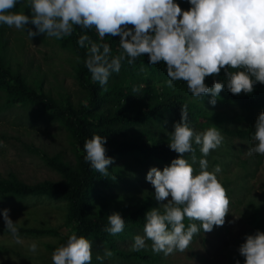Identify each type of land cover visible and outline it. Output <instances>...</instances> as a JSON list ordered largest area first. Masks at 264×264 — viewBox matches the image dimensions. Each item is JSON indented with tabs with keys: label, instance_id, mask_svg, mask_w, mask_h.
Instances as JSON below:
<instances>
[{
	"label": "clouds",
	"instance_id": "9594fccd",
	"mask_svg": "<svg viewBox=\"0 0 264 264\" xmlns=\"http://www.w3.org/2000/svg\"><path fill=\"white\" fill-rule=\"evenodd\" d=\"M23 2L0 0V25L26 32L30 40L40 35L60 40L79 28L82 34L77 45L87 48L84 65L92 81L105 91L112 74L121 71L122 62L134 64L145 55L152 66L164 64L170 89L183 81L193 98L210 96L212 106L224 90L234 96L251 95L257 84H264V0H30L28 14L12 11ZM181 2L189 7L183 8ZM93 30L99 41L87 34ZM115 37H119L121 54L112 56L111 45L103 41ZM209 77L213 78L211 86L206 84ZM180 116L168 133V147L177 158L162 170L150 168L146 175L155 189L158 207L145 213L143 235L135 236L131 246L134 252L146 249L151 241L155 254L183 253L201 229L212 232L225 224L229 214L231 201L221 182L222 167L216 165L210 171L206 159L224 143L222 129L212 125L198 132L189 120L188 104L181 105ZM252 141L246 155H264V111L256 118ZM107 142V136L93 135L83 145L85 161L104 176L114 163L106 155ZM193 145L200 146L204 157L199 160V170L193 167ZM186 154H191L192 162ZM10 212L0 210L5 231L16 244L23 245L19 221L13 222ZM185 220L190 223L186 225ZM107 221L104 231L113 236L126 227L119 212L108 215ZM243 240L237 251L244 264H264V231L246 234ZM92 244L73 232L66 243L54 249L51 264H92ZM28 251L35 254L38 242L29 243ZM112 255L105 248L103 256L96 259Z\"/></svg>",
	"mask_w": 264,
	"mask_h": 264
},
{
	"label": "rangeland",
	"instance_id": "374dc122",
	"mask_svg": "<svg viewBox=\"0 0 264 264\" xmlns=\"http://www.w3.org/2000/svg\"><path fill=\"white\" fill-rule=\"evenodd\" d=\"M29 5L30 0H24L22 5H17V11L28 14ZM0 59L14 72L22 74L28 86L42 90L60 103H70L80 108L88 101L86 92L76 79L77 59L57 39H46L40 35L30 40L26 32L0 25ZM157 85L163 86L160 82ZM210 99L192 101L206 114L204 126L215 125L221 128L225 137L222 146L206 157L210 171L216 165H220L223 170L220 174L221 182L228 190L231 201L225 224L214 227L210 233L201 231L194 236L185 252H176L167 257L163 253H153L151 241H148V247L141 251L152 255L155 259L153 263L141 260L117 261L112 257L97 260L96 257L103 256L104 249L108 247L93 239L92 264H235L236 259L244 264V258L237 251L244 242V236L257 230L264 231L257 225L264 221V155H246L253 142L233 140L226 136L224 127L245 129L246 125L237 123L234 111L219 98L215 106L208 103ZM193 113L196 115V110ZM172 119L171 115L166 114L164 125L152 127L149 135L139 140L150 138L168 141V133L174 130L173 125L176 123ZM189 120L198 132L204 131L196 118ZM136 139L132 135L126 137L127 141ZM0 140L4 142V146L0 147L2 178L13 175L26 185L62 180L58 172L28 147H35L50 157L60 156L63 162L72 166L76 164L73 142L66 129L54 118L44 112L41 114L35 108L8 106L5 95L1 92ZM121 140L122 138H117V141ZM199 160L195 159L193 163L197 170ZM115 165L123 172L117 176V186L132 181L136 188L130 187L124 195L115 194L116 191L109 192L107 204L105 201H94L91 216L107 218L113 212H119L123 217L126 207L135 211L146 200L155 202L151 208L158 207L154 199L155 189L146 181V175L150 168L158 167L162 170L163 166L154 164L144 167L129 157L122 158ZM2 209H11L10 217L13 222L19 221L17 226L25 243L18 245L14 242L11 234L5 231L6 226L0 215V264H51L53 251L50 248L58 247L70 231L68 204L52 197L2 198L0 210ZM123 233H126L123 238L116 239V247L127 254L135 253L131 246L135 236L143 235V229L132 222H126ZM32 241L38 242L35 254L28 251V245Z\"/></svg>",
	"mask_w": 264,
	"mask_h": 264
},
{
	"label": "trees",
	"instance_id": "16d2710c",
	"mask_svg": "<svg viewBox=\"0 0 264 264\" xmlns=\"http://www.w3.org/2000/svg\"><path fill=\"white\" fill-rule=\"evenodd\" d=\"M181 6L185 9L189 7L183 2ZM12 11H17V8ZM81 34V30L77 28L72 36L58 40L62 47L73 53L76 59L80 58L76 61L75 75L78 84L86 92L88 100L80 108L70 103L67 105L60 103L42 90L28 86L22 74L14 72L5 61L0 59V92L5 95L7 105L35 108L41 114L44 112L54 118L69 132L76 157V164L72 166L63 162L60 156L50 157L35 147H28L32 153L39 155L50 168L58 172L62 180L26 185L13 175L9 178L0 176V199H18L29 196L57 198L68 204L70 226V231L63 237L60 244L66 243L68 236L75 232L89 240L96 239L106 244L113 252L112 258L117 261L141 260L153 263L154 257L146 252L127 254L120 251L115 241L123 238L126 233L122 232L113 236L105 232L104 229L108 226L107 218L91 216L90 210L93 208L94 201H105L107 204L109 192L116 191L115 194L124 195L130 187L136 188L132 181H126L122 186H117L119 183L117 176L123 172L114 166L122 158L129 157L144 167L154 164L163 167L170 165L178 154L169 149V140L145 138L140 141L139 138L149 135L152 127L164 125L166 114L171 115L172 120L178 122L181 119V105L184 104H188L189 119L196 118L199 126L204 130L207 129L208 127L204 126L207 120L206 114L196 106L192 99L206 101L211 97L193 98L183 81L175 82L174 87L170 89L166 83L168 77L164 64L150 65L147 55L138 58L134 64H128L127 61L122 62L121 71L118 74H112L108 82L109 85L111 82L112 84L110 86L107 84L105 91L98 82L92 81L91 73L84 65L87 48H80L77 45V39ZM87 34L92 40L99 41L94 30ZM118 42L119 37L103 41L111 45L112 56L121 54ZM220 79H224L223 73ZM159 82L163 86H158ZM212 82V77L206 78L207 85L211 86ZM140 85L144 87L139 88V91H133ZM217 98L234 111L237 123L246 125L245 129L224 127L226 136L233 140L240 139L252 143L253 123L258 114L264 111V84H257L251 95L234 96L224 90ZM195 110L196 115L193 113ZM93 135L107 136L106 155L114 159L107 176L91 169L84 159L86 155L83 149L84 142ZM128 135L137 139L127 141ZM117 138H122V140L117 141ZM193 147L196 149L195 158H204L199 151L200 146L193 145ZM185 158L192 162L191 154H186ZM152 205H155V202L146 200L145 203L135 208V211L129 210L128 206L123 211V218L128 220L126 222H132L136 227L143 229L145 213ZM188 223L190 221L185 220V224ZM257 225L264 229V221ZM55 248L50 249L54 251Z\"/></svg>",
	"mask_w": 264,
	"mask_h": 264
}]
</instances>
